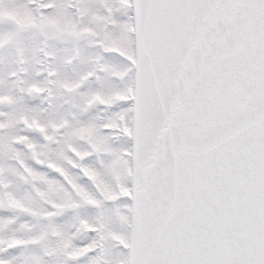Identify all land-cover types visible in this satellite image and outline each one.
<instances>
[{
    "label": "snow or ice",
    "instance_id": "6c2138e0",
    "mask_svg": "<svg viewBox=\"0 0 264 264\" xmlns=\"http://www.w3.org/2000/svg\"><path fill=\"white\" fill-rule=\"evenodd\" d=\"M0 264H264V0H0Z\"/></svg>",
    "mask_w": 264,
    "mask_h": 264
}]
</instances>
